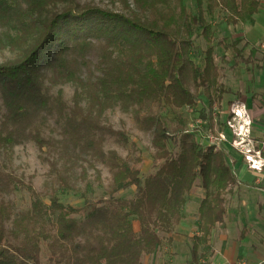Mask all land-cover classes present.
Returning <instances> with one entry per match:
<instances>
[{"label":"trees","instance_id":"1","mask_svg":"<svg viewBox=\"0 0 264 264\" xmlns=\"http://www.w3.org/2000/svg\"><path fill=\"white\" fill-rule=\"evenodd\" d=\"M117 2L121 8L101 0H0V153L34 142L50 166V193L0 169V264H145L172 241L197 186L205 194L190 264L212 251L213 228L227 214L224 194L236 183L227 153L145 110L194 106L192 86L208 92L211 107V87L221 100L214 22L222 15L221 23L252 24L262 0H195L190 8L185 0ZM198 36L207 42L202 65L192 58ZM116 110L134 114L153 135L154 170L146 176L142 156L108 147L128 143L110 121ZM201 117L212 127L205 108ZM89 168L98 180L108 170V189L96 199L81 195V206L64 203L59 194L75 191ZM21 187L30 193L28 208L11 199Z\"/></svg>","mask_w":264,"mask_h":264},{"label":"rangeland","instance_id":"2","mask_svg":"<svg viewBox=\"0 0 264 264\" xmlns=\"http://www.w3.org/2000/svg\"><path fill=\"white\" fill-rule=\"evenodd\" d=\"M101 1L106 6L114 9L121 8L118 2L112 6L111 1L113 0ZM185 3L190 8L196 2L195 0H185ZM223 19L225 18L221 15L214 22L216 34L213 43L215 46L216 63L220 68L219 82L224 90L221 100L218 99L214 88L211 87L209 92L211 98L214 99L213 106L211 107L209 105L210 98L208 92L204 89L197 91L192 86L193 91L198 96V101L194 106L170 108L163 103H154L148 105L145 112L160 114L164 118H168V122L172 126H183L187 131L200 135L202 143L213 146L214 152L223 150L227 153V158L233 155L242 158L248 163L246 155L249 152H252L253 158H259L257 153L259 151V143L256 141L257 135L254 131V114L251 112L248 103L244 101L247 84H249V78L253 74L254 62L241 60L232 47L235 44L238 49L243 50L244 58H247L248 53L245 50L247 44L242 37V27L244 24L233 26L221 23L224 22ZM238 38H240V41L236 40ZM195 42L197 46L195 52H197L192 54V58L197 64L202 65L207 42L202 36L196 37ZM0 56H4V53H0ZM257 56L261 58V55L257 54ZM63 95L65 100L71 101L73 86H64ZM203 108L206 109L208 119L211 116L214 118L212 127L209 126L208 120L204 121L201 117ZM234 110L239 111L240 116H236L233 112ZM108 115L113 126L117 130L126 131L129 136L125 149L112 143L108 147L118 148L123 155L130 153L134 156H142L144 158L141 165L143 175L146 176L151 173L154 170L153 155L155 152L152 144V133H146L139 129L134 114L116 110L109 112ZM230 123L233 124L234 128L230 126ZM221 124L223 128H221ZM221 134H224L225 138H222ZM230 144H232V148ZM1 152L0 169H4V165H7V170L13 171L21 178L25 185H32L37 191L43 193L50 191L48 189L50 187L48 184L50 166L47 161L49 155L46 150L43 152L34 142H30L16 146L11 153L6 154L3 151ZM259 152L263 157L262 152ZM249 168L252 169L250 165ZM101 173V179L98 180L97 173L89 168L87 178H81L79 184L74 188L75 191L59 194L61 200L66 204H72L76 207L83 205L84 198L82 196L84 194L95 199L102 196L109 187L111 175L105 168L101 169ZM49 193L47 194L49 195ZM47 194L45 196L48 201L49 196ZM204 194L205 190L201 186L194 187L188 202L190 203V208H196L199 200L198 197L200 195L203 197ZM125 195L130 196L132 193L129 191ZM11 199L15 202L17 208H28L31 204L30 193L22 187L11 196Z\"/></svg>","mask_w":264,"mask_h":264},{"label":"crops","instance_id":"3","mask_svg":"<svg viewBox=\"0 0 264 264\" xmlns=\"http://www.w3.org/2000/svg\"><path fill=\"white\" fill-rule=\"evenodd\" d=\"M242 28L247 44L246 62H254L244 101L254 114L258 150L264 158V0L254 23L244 24ZM227 162L235 173L236 183L224 194L226 218L213 228L212 251L202 263L264 264V167L261 171L252 170L245 160L233 155ZM198 198L196 208H190V203L184 208V218L172 234V241H166L154 254L145 256V264H190L192 238L201 235L198 220L203 197Z\"/></svg>","mask_w":264,"mask_h":264},{"label":"built area","instance_id":"4","mask_svg":"<svg viewBox=\"0 0 264 264\" xmlns=\"http://www.w3.org/2000/svg\"><path fill=\"white\" fill-rule=\"evenodd\" d=\"M233 112L235 113L236 116H240V112L239 111H235L234 110ZM230 126L232 128H234L233 124H231V123H230ZM221 137L225 138L224 134H221ZM251 153L252 152H249V154L246 155V159H247L250 167L252 169L257 170V171H261L263 169V167H264V158L261 156V153L259 151H257L259 158H257V157L253 158L254 155L251 154Z\"/></svg>","mask_w":264,"mask_h":264}]
</instances>
